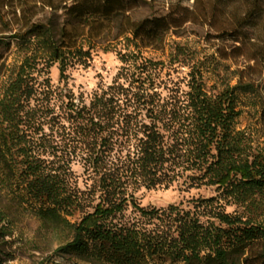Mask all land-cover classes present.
I'll use <instances>...</instances> for the list:
<instances>
[{"label": "trees", "instance_id": "16d2710c", "mask_svg": "<svg viewBox=\"0 0 264 264\" xmlns=\"http://www.w3.org/2000/svg\"><path fill=\"white\" fill-rule=\"evenodd\" d=\"M110 4L109 0H72L71 6L64 7L70 22L58 31L36 24L14 37L24 47L34 43L40 53L34 57L41 63L57 64L63 80L69 66L82 65L89 57L91 44L84 43L83 32L110 22ZM240 7L229 11L235 31L258 16L255 10L238 12ZM116 14L124 15L125 11ZM76 24L80 34L69 31ZM167 30L127 22L123 34L130 33L132 40L141 44L145 40L160 43ZM130 58L135 61L132 65L138 77L131 74L134 79L127 87L115 80L107 89L94 93L88 103L82 97L67 98L66 108L78 126L81 142L90 150L102 146V203L91 213L78 222L69 221L75 203L65 194V181L45 159L33 155L22 133L32 94L26 83L31 70L29 57L0 99V169L13 173L19 166L25 193L39 205L36 217L40 225L68 235L56 253L72 254L92 264H264V216L243 219L227 214L214 197L196 201L193 211L173 205L165 210L146 209L130 197L128 202L139 219H121L127 202L118 195L126 193L122 177L151 189L168 181L165 176L169 171L190 172L187 178L196 186L215 187L234 204L264 210V155L252 154L245 135L235 128L240 114L237 90L241 87L227 85L211 92L201 71L193 68L187 91L162 100L152 87L157 63L139 54L124 56L122 61L127 63ZM121 77L128 78L124 68L117 75ZM116 137L132 142L133 151L119 169L112 170L108 159L114 145L122 143ZM93 157L95 169L100 157ZM153 220L158 225L149 228L147 224ZM253 252L256 256L250 260Z\"/></svg>", "mask_w": 264, "mask_h": 264}, {"label": "rangeland", "instance_id": "374dc122", "mask_svg": "<svg viewBox=\"0 0 264 264\" xmlns=\"http://www.w3.org/2000/svg\"><path fill=\"white\" fill-rule=\"evenodd\" d=\"M109 1L110 22L98 28H86L83 32L84 43L91 44L89 57L82 65L69 66L65 79L61 80L57 64L41 63L34 57V53L40 54L34 43L24 47L14 36L36 24L58 31L64 23L70 22L64 7L71 6L72 0H0V99L29 57L31 70L26 83L32 94L22 133L33 155L45 159L65 181L68 192L65 194L75 203L74 216L68 218L71 223L78 222L102 203V146L90 150L81 142L78 126L66 108L67 98L77 100L82 97L88 103L94 93L107 89L115 80L127 87L134 79L131 74L138 77V70L132 65L135 62L132 58L124 63V56L139 54L142 59L157 63L152 87L162 100L187 91L193 68L201 71L206 89L211 92L220 91L227 85H239L237 109L240 114L235 128L245 135L252 154L264 155V0ZM239 5L238 12L255 10L258 16L251 18L246 27L235 31L229 11L233 12ZM121 10L125 11L124 15H114ZM127 22L136 27L141 24L168 30L160 43L145 40V44H141L138 39L132 40L130 33L123 34ZM69 31L82 32L78 24L69 27ZM34 59L39 62L33 63ZM122 68L127 71V80L122 78L125 76L117 78ZM116 138L122 143L114 145L108 159L112 170L119 169L133 151L132 142H125L124 137ZM96 154L100 160L98 168L94 169L91 163ZM18 167L13 173L0 169L1 264H92L72 254L55 252L68 235L40 225L36 217L39 205L25 193ZM8 173L12 177H5ZM168 173L165 176L168 181L151 189L122 177L126 193L118 195L127 202L121 219L129 222L139 219L128 202L130 197L146 209L165 210L173 205L184 211H193L194 204L200 199L214 197L227 214L243 219L257 215L262 219L264 216V210L255 211L224 199L215 187L196 186L187 178L190 172ZM147 225L153 228L158 223L153 220ZM255 256L253 252L250 260Z\"/></svg>", "mask_w": 264, "mask_h": 264}]
</instances>
